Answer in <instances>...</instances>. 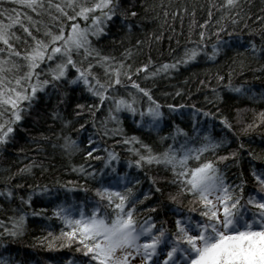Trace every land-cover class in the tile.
<instances>
[{"label": "trees", "instance_id": "16d2710c", "mask_svg": "<svg viewBox=\"0 0 264 264\" xmlns=\"http://www.w3.org/2000/svg\"><path fill=\"white\" fill-rule=\"evenodd\" d=\"M224 2L225 0H119L121 9L129 13L135 11L137 16L129 15L127 19H123L118 15L108 22L106 35L99 40L92 38L94 47L102 55L115 57L117 61L124 60L126 50H131V58L125 62L132 65L133 69L148 64L151 59L149 73L160 65L171 64L181 57L185 48L194 46L190 41L200 43L202 52L193 63L179 65L177 70H169L147 80L144 79L143 72L139 76H133V80L149 89L152 98L161 105L164 118L156 131L148 128L147 116L143 121L139 116V111H147L150 102L147 97L130 87L118 86L115 95L129 101V93L135 95L137 115L116 113L121 123H107L109 129H122V133L115 136L103 134L102 121L106 120L110 104L106 103L96 113L95 128L87 111L81 117L74 115L73 108L77 102L88 105L95 100L82 91V88L69 90L64 104L59 102L64 89L58 91L49 86L45 91L37 93L31 109L14 126L11 141L0 146V192L13 193L10 199L0 195V221H3L5 227L11 228L10 218L26 214L23 236L17 239L7 235L0 236V260H5L8 264H68L69 261L86 259L75 251L77 245L71 248L53 247L49 250L47 245L50 241L57 245L63 239L60 238V232L64 229V224L55 217V209L63 206L77 218L79 210H83L86 215L90 214L97 200L95 189L101 185H114L120 178L133 187L137 198L143 200L146 194L150 197L136 206L138 220L151 216L157 226L160 221L166 220V226L173 229L175 217L168 209L174 205L169 204L167 197L169 192L175 194L178 189L176 185L169 183L173 179L171 171L155 164H143L138 169L135 166L138 157L128 149L133 147L141 152L144 149L140 144H124V137H137L154 153L163 152L169 146L179 149L186 140L189 146L200 147L206 143L203 139L205 136L215 141L227 139L229 143L214 153H205V158L218 161L219 156H230L234 150H239L238 167L234 166L232 158L220 162L218 166L224 171L227 181L233 184L240 182L239 176L243 172V178L247 182L245 196L256 192L257 185L251 175V168L254 165L258 170L264 169V124H259V113L264 112V99L261 98L264 96V70H261L264 69V0H239L237 7L231 10L221 7ZM5 8L9 9L12 16L16 13L11 12V9L16 8L21 20H24L26 13L34 20H42L53 31L59 27L58 23L53 26L47 14L36 16L17 4H0V10ZM52 12L55 14V9ZM233 19L237 23L234 24ZM0 21L9 22L5 16H0ZM24 23L27 24V21L24 20ZM79 23L83 26L84 21ZM128 25H131V30ZM31 30L33 35L46 39L43 37V26L40 32ZM12 31L20 37L19 43L13 41L18 49L25 47L24 40L32 43L19 25ZM201 32L204 33L203 42H200ZM214 44L220 51L215 60H211L209 57ZM253 44L257 49L255 53L252 51ZM41 67L46 68V65ZM93 71L104 79L101 68L97 67ZM218 76H223L224 79L219 80ZM229 76L232 87H241L242 93L228 91L225 85L229 83ZM44 78L46 77L41 75V79ZM213 89L216 91L213 92ZM177 92L180 93L179 96L176 95ZM169 104L179 110L170 112L167 107ZM181 104L185 107L179 108ZM196 109H200V112L194 116ZM57 112L61 119L53 118V114ZM204 112L210 115L204 116ZM221 118H226L231 124V131L220 123ZM66 120L73 121L68 128L64 127ZM80 123H85V128L77 132ZM249 124L259 126L245 132L244 129ZM177 127L187 133V136L177 135ZM65 135L76 139L82 150L72 156L65 154L61 148ZM89 136L95 141L91 147L99 149L93 152L92 157L87 156ZM173 136L175 140L172 139ZM161 137L168 139L162 141ZM241 143L244 145L243 149L239 148ZM249 151L258 159L251 160ZM109 152L114 153L117 159L109 161ZM96 156L102 159L97 160L94 158ZM106 161L110 163L107 168L104 166ZM29 165L31 171L21 174L20 170ZM81 166L83 172L73 171ZM89 173H95V178L89 176ZM137 180L139 184L135 183ZM123 186L120 184V187ZM155 187H160L163 195L156 193ZM29 196L32 197L30 206L22 204L21 197L26 200ZM161 201L166 206L163 210L156 213L146 210L158 206ZM189 206L188 198L184 197L181 207L187 211ZM41 209L47 211L41 212ZM33 212L40 214L33 215ZM192 215L199 218L196 213ZM3 232L4 228L0 227V233ZM49 232L52 236H49Z\"/></svg>", "mask_w": 264, "mask_h": 264}, {"label": "snow or ice", "instance_id": "6c2138e0", "mask_svg": "<svg viewBox=\"0 0 264 264\" xmlns=\"http://www.w3.org/2000/svg\"><path fill=\"white\" fill-rule=\"evenodd\" d=\"M11 3L29 9L36 16L47 14L53 22V26L58 23L56 31L51 26L44 25L42 20H34L32 16L24 14L21 20L20 13L16 8L11 9L16 15L9 14V9L0 10V16H5L9 21H0V146L7 145L14 132V126L19 124L26 112L32 107V102L37 98L38 92H43L49 86L61 92L60 103L67 102L66 98L69 90L82 88L95 100L93 103L85 105L77 102L73 108L76 117L84 116L87 111L91 116V124L96 127V113L106 103L108 115L102 121L103 134L115 136L122 133L119 127L109 129L107 123H121L116 113L128 112L135 116L137 99L135 95L129 93L131 100L122 96H116L118 86L135 89L147 97L149 106L147 111H139V116L143 121L144 117L149 118L148 128L156 131L159 129V122L164 118L161 105L151 96L150 90L141 87L133 80V76L145 73L144 79H150L160 73H167L169 70H177L179 65H188L197 60L201 54L200 43L192 42V48H185L181 57L173 63H165L149 73V65L133 69L132 65L125 61L131 58V50H126L125 59L117 61L115 57L105 56L94 47L93 39L99 40L106 35V28L109 21L120 16L127 19L130 15L137 16V12L121 9L119 0H0V4ZM239 0H225L221 6L229 10L237 7ZM47 5V6H46ZM215 7V5H213ZM52 9H55L53 14ZM239 15V13H237ZM211 16V12H209ZM71 22L70 24L65 22ZM79 21H84L83 26ZM237 23L235 19L232 21ZM19 25L23 32L31 38L32 43L24 40L25 47L18 49L16 43L20 42V37L16 36L12 29ZM43 26V37L38 38L33 35L31 29L36 32L41 31ZM131 30V25H128ZM205 27V25H201ZM226 31V29H221ZM219 36V33H217ZM204 40V33H200V42ZM15 41L16 43H13ZM139 43V42H138ZM264 50V49H262ZM217 45L212 46V55L209 57L215 60L219 53ZM252 51H257L255 44ZM74 57H79L76 59ZM22 62V63H21ZM54 62V63H53ZM46 65L45 67H41ZM103 70L104 79L93 71L95 68ZM39 70V71H37ZM264 70V69H261ZM41 75L46 78L41 79ZM223 80V76H218ZM125 81L128 83L126 84ZM225 87L230 92L242 93L241 87H232L231 78ZM216 90L213 89V92ZM180 95L179 92L176 93ZM264 99V96L261 97ZM170 112L179 109L174 105H167ZM185 105H179L184 108ZM194 107V106H193ZM200 112L196 109L193 115ZM209 116L208 112L203 113ZM54 119H61L60 114L54 113ZM88 121H85L87 123ZM85 123H80V132L85 128ZM220 123L229 131L231 124L226 118H221ZM73 124L72 120L64 121V127L68 128ZM259 124H264V112L259 113ZM259 124H249L244 129L258 127ZM177 135L187 136V133L176 128ZM59 138V137H58ZM168 137H161L167 140ZM175 140V136L172 137ZM200 147L188 145L187 140L181 144L179 149L169 146L163 152L154 153L152 149L143 144L137 137H124V144H140L144 152L140 149L130 147L128 150L138 157L136 167L139 169L143 164L164 166L170 170L173 179L169 183L176 185L178 191L173 194L168 193V202L174 207L169 208L174 219L173 229H169L166 220L157 222L151 217L140 221L137 218V205L149 199L145 195L141 200L135 196L133 187L120 178L114 185H101L95 189L94 195L97 200L90 214H85L79 210L78 218L73 216L69 209L58 206L54 215L64 224V229L60 232V243L54 245L48 243L49 250L53 247L71 248L77 245L76 252L82 254L86 259L80 261H69L68 264H264V169H257L254 165L251 168V175L257 185L255 193L245 196L247 182L240 173V182L233 184L226 179L224 171L218 166L230 158L234 160V166H239L240 152L234 150L230 156H219L218 161L205 158V153H213L223 145L229 143L227 139L215 141L209 136H205ZM88 157L93 156L94 151L91 145L95 143L92 137L88 138ZM64 153L72 156L80 152L81 145L70 135L63 136L61 145ZM240 149L244 148L241 143ZM106 151V150H105ZM251 160L258 157L251 151L248 152ZM109 161L117 159L114 153H108ZM99 160V156L94 157ZM106 168L110 166L105 162ZM31 171V165L21 169V174ZM73 171L83 172L80 169ZM115 171V169H113ZM95 178V173H89ZM139 184V180L135 182ZM123 184V187H120ZM155 185V181H153ZM22 187V185H17ZM86 191V189H85ZM155 192L163 195L160 187H155ZM11 198V191L0 192ZM188 198L187 211L181 207L183 198ZM32 197L26 200L21 197V203L30 206ZM166 206L163 201L158 206L149 207L146 210L156 213ZM47 209H41V212ZM196 213L198 219L192 214ZM40 213L33 212V215ZM11 228L5 227L0 221V227L4 232L0 236L7 235L12 239L23 236L26 226V214L12 217ZM67 229V230H65ZM49 236L52 233L49 232ZM0 264H8L5 260H0Z\"/></svg>", "mask_w": 264, "mask_h": 264}, {"label": "rangeland", "instance_id": "374dc122", "mask_svg": "<svg viewBox=\"0 0 264 264\" xmlns=\"http://www.w3.org/2000/svg\"><path fill=\"white\" fill-rule=\"evenodd\" d=\"M133 264H139V262H138V261H136V262H133Z\"/></svg>", "mask_w": 264, "mask_h": 264}]
</instances>
